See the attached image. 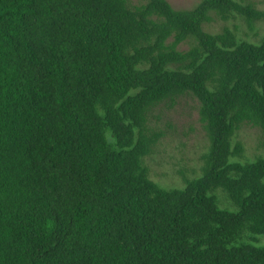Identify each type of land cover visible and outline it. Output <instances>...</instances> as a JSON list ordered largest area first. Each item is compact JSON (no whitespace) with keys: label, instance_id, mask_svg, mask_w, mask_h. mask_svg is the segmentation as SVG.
I'll use <instances>...</instances> for the list:
<instances>
[{"label":"trees","instance_id":"obj_1","mask_svg":"<svg viewBox=\"0 0 264 264\" xmlns=\"http://www.w3.org/2000/svg\"><path fill=\"white\" fill-rule=\"evenodd\" d=\"M261 24L257 0H0V264H264ZM184 97L207 145L165 187L154 119Z\"/></svg>","mask_w":264,"mask_h":264},{"label":"rangeland","instance_id":"obj_2","mask_svg":"<svg viewBox=\"0 0 264 264\" xmlns=\"http://www.w3.org/2000/svg\"><path fill=\"white\" fill-rule=\"evenodd\" d=\"M175 8H191L200 0H169ZM258 7L264 9V0H257ZM224 24H238L241 29L246 26L241 19L228 22L217 20L206 23L204 29L218 32ZM264 33V24L260 25ZM166 132L153 154L147 157L150 177L165 187H181V171L192 174L200 165V156L207 145V137L200 121L198 103L191 97L182 98L172 109L163 108L159 118L154 119ZM244 142L246 154L252 158L259 152L260 129L253 125H245L239 133ZM260 244H264V235L260 237Z\"/></svg>","mask_w":264,"mask_h":264}]
</instances>
